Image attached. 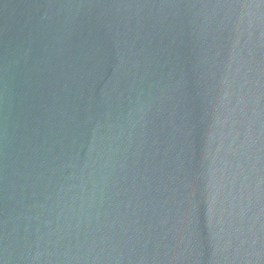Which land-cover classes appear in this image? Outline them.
Returning a JSON list of instances; mask_svg holds the SVG:
<instances>
[{
	"label": "water",
	"instance_id": "water-1",
	"mask_svg": "<svg viewBox=\"0 0 264 264\" xmlns=\"http://www.w3.org/2000/svg\"><path fill=\"white\" fill-rule=\"evenodd\" d=\"M0 264H264V0H0Z\"/></svg>",
	"mask_w": 264,
	"mask_h": 264
}]
</instances>
